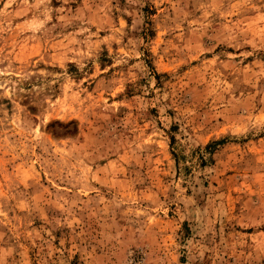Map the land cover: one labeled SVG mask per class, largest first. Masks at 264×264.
Returning a JSON list of instances; mask_svg holds the SVG:
<instances>
[{
  "label": "rangeland",
  "instance_id": "rangeland-1",
  "mask_svg": "<svg viewBox=\"0 0 264 264\" xmlns=\"http://www.w3.org/2000/svg\"><path fill=\"white\" fill-rule=\"evenodd\" d=\"M0 264H264V0H0Z\"/></svg>",
  "mask_w": 264,
  "mask_h": 264
}]
</instances>
